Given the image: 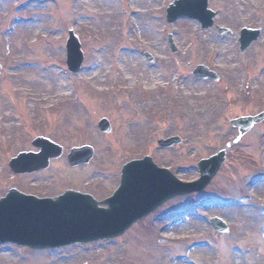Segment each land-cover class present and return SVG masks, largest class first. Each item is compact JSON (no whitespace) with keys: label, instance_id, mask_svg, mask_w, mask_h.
<instances>
[{"label":"rangeland","instance_id":"374dc122","mask_svg":"<svg viewBox=\"0 0 264 264\" xmlns=\"http://www.w3.org/2000/svg\"><path fill=\"white\" fill-rule=\"evenodd\" d=\"M173 1L0 0V199L15 188L40 199L71 191L101 201L118 187L121 167L145 156L192 183L201 160L226 153L203 192L167 201L117 239L52 251L3 245L0 264H264V120L237 140L229 124L264 112V0H210L216 17L208 30L187 19L168 25ZM243 28L261 35L241 53ZM69 31L83 54L76 75L65 63ZM198 66L218 83L195 79ZM102 119L108 135L97 130ZM39 137L62 156L41 173L13 175L10 159L36 153ZM169 138L179 144L160 149ZM82 146L93 158L72 169L66 157ZM212 219L228 233L214 231Z\"/></svg>","mask_w":264,"mask_h":264},{"label":"water","instance_id":"95a60500","mask_svg":"<svg viewBox=\"0 0 264 264\" xmlns=\"http://www.w3.org/2000/svg\"><path fill=\"white\" fill-rule=\"evenodd\" d=\"M207 1L177 0L167 9L166 20L173 23L178 18L185 17L199 21L202 29H207L212 26L214 17L207 10ZM259 34V31L243 30L239 39L241 52L255 42ZM66 49L67 66L70 71L76 72L82 63V53L78 39L72 32L69 33ZM148 61L155 63L150 57ZM193 74L197 78L218 80L204 67H198ZM263 120L264 113L237 119L231 125L239 129L240 138L254 124ZM98 128L103 133H110L106 120L101 121ZM177 144L178 139L159 142L163 149ZM33 146L41 150L39 154H21L10 162V170L15 175L45 170L49 161L59 158L62 153L61 148L44 139L35 140ZM225 156L223 150L208 160L201 161L198 164L200 178L190 184L180 183L167 170L158 169L148 157L142 161L130 162L122 168L117 191L111 198L100 203L90 196L74 192H66L55 199L39 200L10 190L0 200V244L12 243L32 250H54L117 238L166 201L202 192L218 173L225 162ZM91 157L92 150L89 148L74 149L68 156V163L71 167L87 164ZM211 225L217 232H226L219 220H212Z\"/></svg>","mask_w":264,"mask_h":264},{"label":"bare ground","instance_id":"6f19581e","mask_svg":"<svg viewBox=\"0 0 264 264\" xmlns=\"http://www.w3.org/2000/svg\"><path fill=\"white\" fill-rule=\"evenodd\" d=\"M196 248V247H195Z\"/></svg>","mask_w":264,"mask_h":264}]
</instances>
